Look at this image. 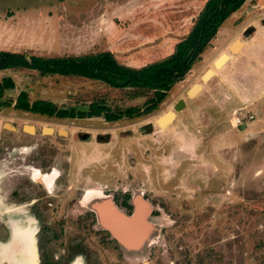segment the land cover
<instances>
[{
    "label": "rangeland",
    "instance_id": "374dc122",
    "mask_svg": "<svg viewBox=\"0 0 264 264\" xmlns=\"http://www.w3.org/2000/svg\"><path fill=\"white\" fill-rule=\"evenodd\" d=\"M206 1L0 0V51L52 58L110 50L120 63L147 65L174 53L178 36L189 31ZM244 42L250 45L240 52ZM223 54L229 60L216 68ZM209 70L213 75L205 78ZM5 77L15 85L2 100L15 101L27 92L31 102L51 101L60 108L86 110L102 101L115 111L137 106L143 112L152 96L133 99L129 91L101 82L28 68L1 70L0 81ZM195 86L200 89L193 93ZM263 108L264 0H247L159 109L117 124L119 131L133 128L132 140L120 139L117 131L112 145L94 155V164L90 152L74 151L61 177L69 179L67 191H60V183L48 195L52 205L46 217L33 214L28 204L9 206L2 209L7 213L0 217V233L4 226L10 229L11 216H26L19 225L30 223L38 233L39 253L63 257V264L78 259L82 264H264ZM168 112L176 118L161 126ZM35 118L65 129L56 117ZM4 120L12 118L0 116V125ZM148 124L154 132L144 136L146 130L138 129ZM54 168L60 172L61 163ZM99 188L119 196L122 190H141L145 199L138 197L148 214L138 213L137 205L134 215H141L143 232L121 238L112 231L124 248L106 228L117 220L115 207L96 205L100 226L89 211L95 208L90 197L82 201L85 192ZM105 205L112 211L103 216Z\"/></svg>",
    "mask_w": 264,
    "mask_h": 264
},
{
    "label": "flooded vegetation",
    "instance_id": "af4514ba",
    "mask_svg": "<svg viewBox=\"0 0 264 264\" xmlns=\"http://www.w3.org/2000/svg\"><path fill=\"white\" fill-rule=\"evenodd\" d=\"M19 96L15 101L2 100L3 97L0 98V116L12 118L11 121L4 120L0 125V129L2 130L0 131V217L3 218L7 213L2 209L9 206L16 207L26 204L29 205L28 207H31L34 212L33 214L37 213L42 217H46L48 213V206L52 205L51 202L48 201V195L51 194L54 188L58 187V184L60 183H62L59 186L60 191H67L65 189L68 187L69 179L61 177L65 175L68 167L71 165L69 155L72 153L76 154L77 152L74 151L80 148L79 151H82V153L90 152L92 157L89 160V164H94L98 161L97 157L95 158L94 155H98V152L102 149L101 147L112 145L114 134H116L117 131L120 139H124L125 137L128 140H132V138H134L131 137L134 136V130L132 127L119 131L117 124L124 118L134 120L135 118H138V116L135 115L130 117L120 115L119 118H115L117 116V114H115L116 111L111 109L106 102L102 101H93L86 110L74 108L68 109L65 106L60 108L55 104L58 108L56 112L59 109H62L70 114L67 116H58L56 113L44 114L33 112L31 110L32 105L40 100L31 102L28 98L24 102L29 103L30 107L29 109H24L21 105L23 101L19 99ZM92 104H97L99 107L106 109H104V111H102L99 115H90ZM11 107H13V110H10ZM7 112H12L13 114H6ZM72 112L74 115H71ZM107 113H112V116L107 115ZM35 115L45 119L56 117L58 119L57 122L64 124L65 129H60L59 127L51 124L43 125V121L37 120ZM27 121H34L35 124L28 123ZM171 121L172 120L168 122L170 123ZM144 130H146L144 136L150 135L154 132V125L148 124L147 126H141L138 129L139 132H143ZM117 145L118 144H115V146ZM116 151L117 150H115V152ZM56 162L57 164L61 163L62 165V170L60 172L54 168ZM98 172L99 169L96 174H98ZM84 173L85 171L82 170L79 172L78 177L82 178L85 176ZM54 174L55 176L50 181V185L44 183L45 178ZM81 178H78V181H81ZM37 191L39 192L38 195L36 194ZM122 191V194L119 196L114 193L105 194L102 188L97 190L92 189L85 192V195L83 194L82 201H88L89 199L90 202L95 205V208L92 207L89 211L96 214V221L98 224V218L100 217L98 210L100 208L98 207L100 205L99 202L109 203L115 207V209L119 212L116 213L115 210L113 211L117 220H113L112 225H109L106 228L114 236L115 240L119 242L121 247L124 248L126 244L124 246V242H121L122 240L118 237L120 234L122 235L120 236L121 238L125 235L127 238L128 236H132V229L138 232H143L141 231L144 226L141 215L140 217L139 214L134 216L136 213L135 209L138 208V213L143 212L144 216H146L148 212L145 211V204L138 198L141 197L145 200L141 196V190H136L134 192L126 190ZM64 194L65 193H61L57 196L62 197ZM137 205L138 207L136 208ZM106 210L112 211V208L110 206L106 207V205L104 208H101L100 211L103 216L106 215ZM151 214L152 211L149 215L151 216ZM131 217L136 218V222L129 225L128 221L132 219ZM4 229L0 233V235L3 233L1 236L3 238L1 240L7 241L10 238V229L6 227V233H4ZM112 231L117 233L118 236L114 235ZM4 234L6 237L3 236ZM37 234L38 233L35 232L31 225L27 226V228H20L14 224L13 238L16 242V247L22 254V260L19 264L38 263V258L33 248V242ZM142 234L144 235V233ZM36 241L38 244V240ZM150 241L145 247L150 246ZM37 248L40 247L37 246ZM71 249L73 250V248ZM138 250L144 251L145 249L144 247H138ZM39 251L40 250L38 249V253ZM41 254L39 253V264H63V257L61 260H59V258L54 260L51 259L49 254ZM71 264L82 263L78 259Z\"/></svg>",
    "mask_w": 264,
    "mask_h": 264
},
{
    "label": "trees",
    "instance_id": "16d2710c",
    "mask_svg": "<svg viewBox=\"0 0 264 264\" xmlns=\"http://www.w3.org/2000/svg\"><path fill=\"white\" fill-rule=\"evenodd\" d=\"M247 0H207L199 13L189 34L176 45L174 53L161 60L151 62L142 67H132L120 63L110 50L89 53L81 56L63 57H28L24 53L0 51V70L28 68L36 69L42 75L57 74L65 77H79L104 83L111 88L129 91L130 98L152 96L146 102L142 112L139 107L132 106L117 110L115 118L120 115L135 116L147 114L159 109L172 88L184 80L202 54L212 45L223 23L237 12ZM14 81L5 77L0 81V98L5 92L14 88ZM19 99L22 108L29 109L26 103L28 94L22 92ZM49 101L35 102L33 112L67 116L70 113L59 109ZM106 108L97 104L91 105L90 115H99ZM112 113L107 115L112 116ZM71 115H74L72 112ZM47 264V263H44Z\"/></svg>",
    "mask_w": 264,
    "mask_h": 264
},
{
    "label": "crops",
    "instance_id": "0c3cea01",
    "mask_svg": "<svg viewBox=\"0 0 264 264\" xmlns=\"http://www.w3.org/2000/svg\"><path fill=\"white\" fill-rule=\"evenodd\" d=\"M192 26H190L189 31H184V33L180 34L178 36V38H179L178 40L182 41L189 34ZM249 45L250 44L248 42H244L240 52H242L245 48L249 47ZM142 66H145V65L132 66V67H142ZM263 112H264V110H263ZM175 118H176V116H175ZM20 220L26 221L27 220L26 216L21 215L19 217H16V216L10 217V221H9L10 238L7 241H3V240L0 241V264H5V263H7V264H19V262H21V260H22V254L20 253V250L16 247V244H15L16 242L14 241V238H13V226L15 224V225L20 227V225H19ZM29 225H30V223L27 226H29ZM20 228H27V227H20ZM36 244H37V241H36V237H35V240L33 242V248H34V251H35L36 256L38 258L37 264H39V253H38V248H37Z\"/></svg>",
    "mask_w": 264,
    "mask_h": 264
},
{
    "label": "water",
    "instance_id": "95a60500",
    "mask_svg": "<svg viewBox=\"0 0 264 264\" xmlns=\"http://www.w3.org/2000/svg\"><path fill=\"white\" fill-rule=\"evenodd\" d=\"M238 42V41H237ZM236 42V43H237ZM239 42H238V45H236L235 46V48H234V50H237L238 48H239ZM233 50V49H232ZM235 52V51H234ZM222 58H225V61H223V62H221V59ZM227 60H229V56H227L226 54H223L222 55V57L216 62V68H221L222 67V65L224 64V62H226ZM210 72V70L208 71V73ZM212 72V71H211ZM207 73V74H208ZM206 74V75H207ZM206 78H208V77H206ZM197 87V89L199 90L200 89V87L199 86H195L194 88H196ZM197 90V91H198ZM197 91H195V92H197ZM194 91H193V93H195ZM184 106V102L183 101H181V102H179V104L175 107V109L178 111V110H180L182 107ZM170 116V118H173V120H174V118H175V114L173 113V112H168L167 114H165V116L164 117H169ZM164 117H162V119L164 118ZM171 120V119H170ZM161 121V120H160ZM172 122V121H171ZM160 125H161V123H160ZM161 126H163V125H161ZM136 220V218H132L131 220H129V221H135Z\"/></svg>",
    "mask_w": 264,
    "mask_h": 264
},
{
    "label": "bare ground",
    "instance_id": "6f19581e",
    "mask_svg": "<svg viewBox=\"0 0 264 264\" xmlns=\"http://www.w3.org/2000/svg\"><path fill=\"white\" fill-rule=\"evenodd\" d=\"M236 45H238V42L234 45L233 48H235ZM239 45H240V44H239ZM223 61H225V58H222V59H221V62H223ZM212 75H213V72L210 71V72L205 76V78H206V77H209V76H212ZM197 90H198L197 87L193 89L194 92L197 91ZM193 91H192V92H193ZM170 119L173 120V118H170V116H169V117H165V118L161 119L160 123H161L162 125H165L168 121H170ZM54 176H55V174L52 175V176H49V177L45 178V179H44V183H46L47 185H50V181L54 178ZM133 222H136V220L133 221ZM133 222H129V225H130L131 223H133ZM126 228H127V226H126ZM127 229H128V228H127ZM133 232L136 233V232H138V231H135L134 229H132V233H133Z\"/></svg>",
    "mask_w": 264,
    "mask_h": 264
},
{
    "label": "built area",
    "instance_id": "2783aa9c",
    "mask_svg": "<svg viewBox=\"0 0 264 264\" xmlns=\"http://www.w3.org/2000/svg\"><path fill=\"white\" fill-rule=\"evenodd\" d=\"M240 122V120H238Z\"/></svg>",
    "mask_w": 264,
    "mask_h": 264
}]
</instances>
